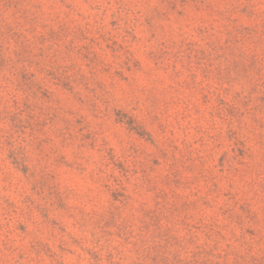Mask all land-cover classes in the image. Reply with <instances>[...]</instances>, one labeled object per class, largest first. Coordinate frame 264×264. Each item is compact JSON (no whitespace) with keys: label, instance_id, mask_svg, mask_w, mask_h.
I'll return each instance as SVG.
<instances>
[{"label":"rangeland","instance_id":"1","mask_svg":"<svg viewBox=\"0 0 264 264\" xmlns=\"http://www.w3.org/2000/svg\"><path fill=\"white\" fill-rule=\"evenodd\" d=\"M0 264H264V0H0Z\"/></svg>","mask_w":264,"mask_h":264}]
</instances>
